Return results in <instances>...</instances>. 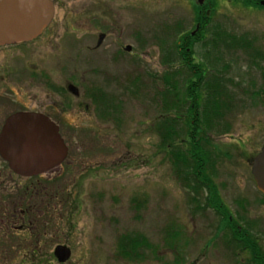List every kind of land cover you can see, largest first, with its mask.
<instances>
[{"label":"rangeland","instance_id":"obj_1","mask_svg":"<svg viewBox=\"0 0 264 264\" xmlns=\"http://www.w3.org/2000/svg\"><path fill=\"white\" fill-rule=\"evenodd\" d=\"M194 1H62L55 14L62 40L73 28L84 46L93 47L98 46L99 34H107L97 51L85 53L76 74L84 83H98L106 92L125 93L117 99L121 103L117 119L108 124L85 120L75 130L79 136L64 139L69 151L64 160L72 164L54 180L56 185L46 192L42 205L37 202L36 209L42 206L43 217L32 218L33 235L22 230L13 236L5 227L7 221L0 222V264H31L25 255L28 257L35 240L46 264H58L52 256L57 245L71 252L69 259L59 264H169L177 255L182 264H250L248 252H239L230 242V232L218 231L219 216L206 206V192L199 196L201 207L191 201V191L174 176L151 127L163 120L157 95L164 89L160 78L179 66L172 49L173 41L179 38L175 30L183 35L196 25ZM240 1L212 0L214 14L209 26L247 35L262 57L221 49L220 65H229L227 77L236 85L231 88L233 107L225 117L231 124L230 133L213 140L212 180L219 198L235 217L244 209L240 226L257 236L264 248V202L247 160L264 143V7L244 8ZM126 45L131 46L127 57H110L114 47ZM194 49L196 59H202L198 45ZM11 63L9 54L0 53V68ZM53 70H57L54 64ZM9 85L7 79L0 84V127L20 106L12 105V100H19L28 109L32 105L28 94L22 101L24 92L17 95ZM5 181L9 189L10 183ZM7 189L6 212L15 201L7 196ZM241 200L242 209L237 204ZM45 203L50 206L45 207ZM22 223H28V218L14 221L15 227ZM133 232L143 235L153 247L142 249L145 257L141 261L116 255L119 236ZM174 232L179 233V239L171 240L175 242L171 246Z\"/></svg>","mask_w":264,"mask_h":264},{"label":"trees","instance_id":"obj_2","mask_svg":"<svg viewBox=\"0 0 264 264\" xmlns=\"http://www.w3.org/2000/svg\"><path fill=\"white\" fill-rule=\"evenodd\" d=\"M243 4L250 2L243 0ZM194 14L197 28L183 35L175 30L179 38L173 41L172 49L179 66L172 67V71L165 72L160 78L164 89L157 95H160L163 120L158 119L151 127L159 138V151L164 149L174 176L191 191V201L201 207L199 196L206 192V206L213 208L219 216L221 227L218 231L230 232V242L239 252H248L250 264H264V248L257 236L239 224V220L245 219L244 201L237 202L243 212L235 217L219 198L217 185L212 180L216 150L213 140L230 133L231 124L225 117L233 107L231 88L236 85L227 77L229 65L226 62L220 65L221 49L226 48L228 53L242 50L255 58L262 55L252 48L247 35L232 34L219 25L209 26L214 9L210 10V16H206L204 11L200 12L199 6L194 5ZM196 45L202 50L199 54L202 59H196ZM260 199L264 202V196ZM177 235L179 233L174 232L170 236L171 246L175 243L171 240L179 239ZM36 246L28 257L25 255V260L31 264H46V256L41 255L39 246ZM144 248L153 247L143 235L125 233L118 238L116 255L128 261H141L145 257ZM182 261L177 255L169 264H182Z\"/></svg>","mask_w":264,"mask_h":264},{"label":"flooded vegetation","instance_id":"obj_3","mask_svg":"<svg viewBox=\"0 0 264 264\" xmlns=\"http://www.w3.org/2000/svg\"><path fill=\"white\" fill-rule=\"evenodd\" d=\"M50 1L54 7V16L40 34L30 40L0 46V53L9 54L12 59L11 64L1 65L0 69L3 74H0V84L4 85L7 79L11 91L14 90L13 92L17 95L23 91L21 100L23 101L26 98L24 95L28 94V101L32 102L28 109L19 100H12V105L19 104L20 106L13 109L10 114L20 111L39 113L58 127L63 140H66L67 136L75 139V136H79L75 131L79 129L77 128L78 124L85 120L97 122V124H108L116 119V109H121V103L117 99L125 92L121 94L106 92L104 91L105 88L98 83L90 82L86 84L83 82V77L80 78L79 74H76L77 71L75 70L84 60L85 53L97 51L107 34H99L100 36L104 35V37L99 43L97 40L98 46L93 47L90 45L84 46V42L76 36V32L73 34V28H71L72 32L64 35L62 40L63 33L60 31L62 28H59L61 24L55 22V14L63 0ZM205 1L207 3L199 7L200 12L204 11V14L207 15L211 9V1ZM260 1L249 0L250 4L247 6H244L243 1L240 2L244 8H249L258 7ZM205 4L206 6H204ZM124 48L125 46L114 47L110 57L112 59L127 57L128 52H125ZM37 51L38 54H36ZM53 64L57 67L56 71L53 70ZM70 69H72V72H70ZM40 95L44 98L42 99ZM68 153L67 146L65 158H67ZM71 164L69 161L64 160L60 165L44 174L23 178L8 171L7 166L1 159L0 222L7 221L5 227L12 230L13 236H17V233L22 230L33 235L30 231L34 226L32 218L43 217L42 206L36 209L39 205L37 202L39 201L42 205L41 201L43 202L44 198L47 197L46 192L53 185H56L54 180L58 178V175L65 172ZM4 177L10 183L9 189L5 187ZM6 189L9 190L7 196H12L11 198L15 200L13 205L7 207V212L4 203ZM39 194L42 195L40 199H38ZM54 194H56V190ZM44 206L48 207L50 204L45 203ZM52 206H54L53 202ZM21 217L23 221L28 218L27 226L22 223L15 227L14 221ZM36 244L35 240V244L29 247L28 252L34 251L37 248Z\"/></svg>","mask_w":264,"mask_h":264},{"label":"water","instance_id":"obj_4","mask_svg":"<svg viewBox=\"0 0 264 264\" xmlns=\"http://www.w3.org/2000/svg\"><path fill=\"white\" fill-rule=\"evenodd\" d=\"M202 5L204 0H195ZM264 6V0L260 1ZM50 0H0V45L35 38L52 20ZM103 36L98 39L101 42ZM128 45L126 50H130ZM67 147L58 127L45 116L17 112L8 116L0 130V156L11 171L25 177L41 174L62 162ZM256 188L264 195V143L251 161ZM70 249L57 245L53 256L66 262Z\"/></svg>","mask_w":264,"mask_h":264}]
</instances>
